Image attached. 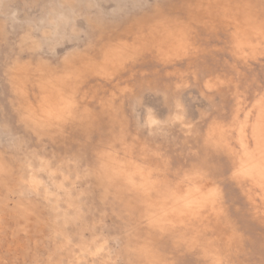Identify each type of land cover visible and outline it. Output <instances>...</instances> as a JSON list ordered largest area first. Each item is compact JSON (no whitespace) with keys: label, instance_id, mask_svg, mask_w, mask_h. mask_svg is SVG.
I'll return each instance as SVG.
<instances>
[{"label":"rangeland","instance_id":"obj_1","mask_svg":"<svg viewBox=\"0 0 264 264\" xmlns=\"http://www.w3.org/2000/svg\"><path fill=\"white\" fill-rule=\"evenodd\" d=\"M0 264H264V0H0Z\"/></svg>","mask_w":264,"mask_h":264},{"label":"bare ground","instance_id":"obj_2","mask_svg":"<svg viewBox=\"0 0 264 264\" xmlns=\"http://www.w3.org/2000/svg\"><path fill=\"white\" fill-rule=\"evenodd\" d=\"M16 2V1H15Z\"/></svg>","mask_w":264,"mask_h":264}]
</instances>
